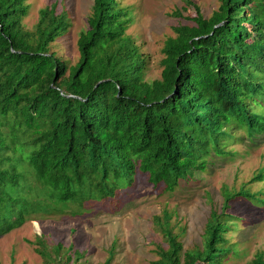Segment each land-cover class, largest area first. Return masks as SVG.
Masks as SVG:
<instances>
[{
	"label": "trees",
	"instance_id": "obj_1",
	"mask_svg": "<svg viewBox=\"0 0 264 264\" xmlns=\"http://www.w3.org/2000/svg\"><path fill=\"white\" fill-rule=\"evenodd\" d=\"M181 1L194 15L164 38L159 75L148 80L119 0H91L73 64L49 49L70 25L62 1L39 7L28 29L26 0H0V237L29 220L111 210L137 179L172 192L212 156L230 158L243 136L254 144L264 135V0H217L207 16ZM256 181L264 160L246 183L221 189L185 248L176 212L154 214L165 243H153L154 263L223 264L237 252L227 233L244 219L232 203L264 208V191L248 186ZM29 243L43 264H83L87 252L43 233ZM114 243L98 264H110ZM244 264H264V246Z\"/></svg>",
	"mask_w": 264,
	"mask_h": 264
},
{
	"label": "rangeland",
	"instance_id": "obj_2",
	"mask_svg": "<svg viewBox=\"0 0 264 264\" xmlns=\"http://www.w3.org/2000/svg\"><path fill=\"white\" fill-rule=\"evenodd\" d=\"M52 0H26L27 15L23 18L24 27L30 29L36 20L39 7ZM68 11L69 28L49 45L54 52L73 64L77 60L75 41L78 32L86 25L91 0H60ZM204 15H209L217 5V0H192ZM129 9L130 24L125 33L146 55L148 65L145 79L159 75L158 60L160 49L166 36L172 35L176 24L188 23L193 16L192 8L183 5L181 0H119ZM180 9V16L173 15ZM243 134L237 131L236 135ZM251 144L243 136L241 142L229 148L235 152L228 156H212L202 171H194L191 179L180 181L172 192L151 189L137 179L135 186L119 197L118 206L113 209L100 208L84 217L61 215L39 220L25 221L0 237V264H43L33 250L30 241L35 234L46 235L48 243L70 241L78 250L86 249L83 264L101 263L112 240L115 241L114 255L110 264H155L157 258L153 243L162 242L160 232L153 226L151 218L163 208L175 211L171 216L173 232L177 226L184 231L179 234L183 248L197 242L202 225L210 207H218L221 202V189L247 182L264 160V135L255 138ZM251 190H263L264 181L248 185ZM264 199V196H261ZM231 210L244 219L235 220V226L227 233L229 240L237 243V252L227 256L223 264H244L252 254L264 246V208L254 207L244 200L235 201Z\"/></svg>",
	"mask_w": 264,
	"mask_h": 264
}]
</instances>
